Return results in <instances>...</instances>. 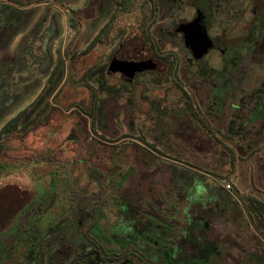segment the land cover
Returning <instances> with one entry per match:
<instances>
[{
  "label": "rangeland",
  "instance_id": "374dc122",
  "mask_svg": "<svg viewBox=\"0 0 264 264\" xmlns=\"http://www.w3.org/2000/svg\"><path fill=\"white\" fill-rule=\"evenodd\" d=\"M242 2L211 29L241 38L260 2L235 56L206 52L174 78L143 84L137 73L114 87L105 70L121 24L137 33L136 0H0V130L32 112L24 138L22 120L19 134L0 135V207L15 209L0 227V264H191L181 237L205 234L210 255L221 252L210 264H250L256 249L252 264L264 262V0ZM178 86L193 108L177 105ZM170 223L176 244L144 251L150 227Z\"/></svg>",
  "mask_w": 264,
  "mask_h": 264
},
{
  "label": "flooded vegetation",
  "instance_id": "af4514ba",
  "mask_svg": "<svg viewBox=\"0 0 264 264\" xmlns=\"http://www.w3.org/2000/svg\"><path fill=\"white\" fill-rule=\"evenodd\" d=\"M215 1L136 0V3L128 10V12L133 9L138 10L139 12V18L136 24L137 33L130 34V23L121 24L123 28H126V31L123 32V35L120 38L116 39L114 37L116 44L112 48L109 66H107L105 70L106 75H109L107 85L118 87L120 85L125 86L126 83L129 82L136 83V80L134 79L137 78V73H143V78H139V82L144 79L143 84H146L149 81H153L155 84L168 77L174 78L176 70L180 71L183 69L185 71V69L188 68L187 65H191V57L194 58L195 55L193 49L185 43L182 27L196 19L199 13L204 17L205 29L211 39V46L208 48L207 53L210 54L217 50L219 52L220 60L223 61L231 55L235 56L234 46L236 42L240 39L248 38L252 33L250 20L255 13L256 6L260 2L254 4L251 3L253 6V15L249 20L246 34L241 38L238 37V40L231 41L226 39L225 33L221 34V31L217 34H212V25H214L215 21L218 24V27H224L225 23L228 22L226 19V12L231 9H241L243 0ZM183 11H187L188 15L187 17L180 18L179 13ZM222 14L223 16H221ZM114 27L119 29L118 25H114ZM178 42L180 46H182L183 53L177 50ZM204 56H206V54L199 58ZM206 66L212 67L207 63H205V65L202 64V67L197 68L198 72L206 68ZM95 67H97V59L95 60L93 70H95ZM203 71L204 70H202V72ZM161 74L166 76L160 79ZM178 88L184 91L185 94L181 98L177 97L175 100L178 101L177 105L180 104L184 109L187 107L193 108V95L191 93L189 94L188 89H184L185 87L178 86ZM189 91H192V89ZM180 112L182 113L181 117L183 115L187 116L186 111ZM200 119L203 121V118ZM192 129L193 128H191V130ZM195 129L196 128L193 130ZM54 263L59 264V261H55Z\"/></svg>",
  "mask_w": 264,
  "mask_h": 264
},
{
  "label": "trees",
  "instance_id": "16d2710c",
  "mask_svg": "<svg viewBox=\"0 0 264 264\" xmlns=\"http://www.w3.org/2000/svg\"><path fill=\"white\" fill-rule=\"evenodd\" d=\"M1 78H0V82H1ZM5 81V80H4ZM53 88V87H52ZM52 88L50 87V88H48L49 89V92H51L52 91ZM41 98V97H40ZM39 98V99H40ZM34 101H36V99L34 100ZM37 102L39 103L40 101H38V99H37ZM37 103V104H38ZM36 105V104H35ZM30 108H33L34 107V104H33V102H32V104L29 106ZM29 108H26V109H23V110H21L15 117H12L11 119H9L3 126H2V128H1V130H0V135L2 134V135H7L8 137H12L13 136V134H14V136L16 135V134H19V129H20V127L18 128V123H19V121L20 120H22V124H21V126L22 127H25V128H29L30 127V129H25V131L24 130H21V132L23 131V133L24 134H22V136H18L17 135V137H23L24 135H27V134H29L31 131H32V129H31V124H32V121L31 120H27V118L32 114V112H31V110L29 109ZM29 119V118H28ZM27 121H28V124H27ZM37 126H39V125H37ZM22 129H24V128H22ZM13 136V137H14ZM1 138V137H0ZM24 138V137H23ZM0 147H1V145H0ZM262 168H263V171H264V159H263V163H262ZM163 200H161V199H155V202L158 204V203H161ZM163 202H166L165 200L163 201ZM155 203V206H157V204ZM167 203V202H166ZM170 206L169 207H167L168 208V212H169V214H173L175 211V209L174 208H176V206L174 205V203H168ZM215 205H216V207H219V204H218V201H215ZM154 208H155V210H156V215H157V217H159V222H161L164 218H167L168 216H166V215H164V214H162V213H159L158 212V210H157V208L154 206V204L152 205ZM253 207H254V209H255V207H257L256 205H253ZM257 209V208H256ZM258 210V209H257ZM173 211V212H172ZM252 213H254V212H252ZM255 213H257V212H255ZM190 214V213H189ZM259 214V213H258ZM191 215V214H190ZM202 215V214H201ZM161 216H164V218H160ZM197 217V218H199V219H201L202 221H203V225L204 226H202L201 228V232L203 231V233L207 230V231H210V228H209V226H208V222L206 221L205 223H204V220L206 219V218H204L203 216H200L198 213H194V214H192L191 215V217ZM262 219H264V217H263V213H262ZM168 220V219H167ZM180 221L182 220V219H179ZM163 222V221H162ZM163 224H164V222H163ZM151 226V225H150ZM180 227H178V226H175L173 223H170V225H169V227L167 226H162V224H160V225H158L156 228H154V229H151V227H150V233H151V235H153L154 236V238L155 239H153V238H146L147 240H148V243H146L145 242V240L144 241H142L141 243V245H145V247H144V251H146V249H147V245L149 244V245H158V246H160V247H162L163 249L166 247V246H168V245H171L172 243H174V244H176V241H178L177 240V237H180V233H178V231H180V229H179ZM206 229V230H205ZM205 234V233H204ZM206 235V234H205ZM205 235H204V237L203 238H205L202 242H197L196 240H195V237L193 238V241H189V238L187 239L186 237H183V235H182V239H185V240H182L181 242H182V244H190V248H188L189 250H187V249H185L184 250V252H185V256H186V254H188V257H187V259L189 260H192L193 262L191 263V264H210V263H213L212 262V260L214 259V261H215V258H218L219 256H220V254H221V252L218 250V248L217 249H215V253L212 255H210V251L207 249V244H209V243H211L212 242V237H210L209 235H206L207 237H205ZM146 237H149L148 235H146ZM180 238V239H181ZM179 239V240H180ZM137 240V239H136ZM138 241H140V239L138 238ZM185 241V242H184ZM189 241V243H187ZM145 242V243H144ZM196 243V245H197V247H195V245H192V243ZM154 243H157V244H154ZM216 246H217V244H215V248H216ZM191 247H193L192 248V250H191ZM158 248V247H157ZM161 248V249H162ZM197 248V249H196ZM161 250V251H163V254L165 253L166 254V252H167V250L166 249H164V250ZM178 249V248H177ZM263 249H264V246H263ZM193 250H195V251H193ZM148 251L149 252H152L153 254H155V253H160L159 251H157V249L155 248V249H153V248H148ZM188 252V253H187ZM260 252V251H259ZM258 253V249H256V254ZM263 253V252H262ZM256 254H254L252 257H251V259L249 260V262H250V264H252L253 263V260L255 259H258L259 258V256H260V254H259V256H256ZM190 255H191V257H190ZM211 258H212V260H211ZM263 258V257H262ZM216 263V262H215ZM222 263H224V262H222ZM186 264H189V262L188 263H186ZM258 264H264V262L262 261V259H261V262L260 263H258Z\"/></svg>",
  "mask_w": 264,
  "mask_h": 264
},
{
  "label": "water",
  "instance_id": "95a60500",
  "mask_svg": "<svg viewBox=\"0 0 264 264\" xmlns=\"http://www.w3.org/2000/svg\"><path fill=\"white\" fill-rule=\"evenodd\" d=\"M182 29L185 43L193 49L195 57L199 58L207 52L211 46V39L206 32L205 20L202 14L199 13L196 19L183 25ZM14 212L15 209L12 207H0V227Z\"/></svg>",
  "mask_w": 264,
  "mask_h": 264
},
{
  "label": "crops",
  "instance_id": "0c3cea01",
  "mask_svg": "<svg viewBox=\"0 0 264 264\" xmlns=\"http://www.w3.org/2000/svg\"><path fill=\"white\" fill-rule=\"evenodd\" d=\"M191 215H192V214H191ZM191 215H190V214H186V215H185V218H187V217L192 218ZM183 221H184L183 219H182L181 221H179V222H180L179 224L181 225ZM192 224H193V223H192ZM186 225H187V227H190L189 225H191V224H190V223H187ZM175 226H177V225H175ZM192 226H193V225H192ZM181 228L184 229L185 226H182V225H181ZM241 236H244V235H241ZM241 236H240V237H241ZM154 244H157V243H154ZM177 248H178V247H177ZM178 249H179V248H178Z\"/></svg>",
  "mask_w": 264,
  "mask_h": 264
},
{
  "label": "built area",
  "instance_id": "2783aa9c",
  "mask_svg": "<svg viewBox=\"0 0 264 264\" xmlns=\"http://www.w3.org/2000/svg\"><path fill=\"white\" fill-rule=\"evenodd\" d=\"M224 187H225L228 191L231 190V185H230L229 183H226V184L224 185Z\"/></svg>",
  "mask_w": 264,
  "mask_h": 264
}]
</instances>
